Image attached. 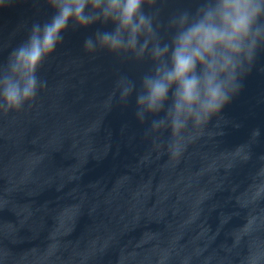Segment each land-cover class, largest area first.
I'll list each match as a JSON object with an SVG mask.
<instances>
[{"label":"water","instance_id":"95a60500","mask_svg":"<svg viewBox=\"0 0 264 264\" xmlns=\"http://www.w3.org/2000/svg\"><path fill=\"white\" fill-rule=\"evenodd\" d=\"M200 2L155 0L162 42ZM51 15L47 0L0 7V63ZM98 28L70 26L39 70L47 86L0 112V264H242L256 240L264 257V45L239 93L173 156L116 89L122 76L139 89L150 61L86 51Z\"/></svg>","mask_w":264,"mask_h":264},{"label":"clouds","instance_id":"9594fccd","mask_svg":"<svg viewBox=\"0 0 264 264\" xmlns=\"http://www.w3.org/2000/svg\"><path fill=\"white\" fill-rule=\"evenodd\" d=\"M7 2L0 0V7ZM154 3L47 0L52 15L33 23L27 38L0 63V112L20 110L47 86L39 70L63 44L70 26L102 25L86 37L84 49L150 61L139 89L126 76L116 81V89L122 102L135 96L138 121L144 124L152 117L147 135L158 139L167 133L168 150L178 156L195 138L191 129L202 128L239 93L245 62L251 66L264 45V0H201L195 12H182L170 21L171 36L164 42L150 11ZM256 193V200L264 198V186L257 185ZM258 218L250 217L241 230L248 233ZM258 242L253 241L242 264L264 260L252 250Z\"/></svg>","mask_w":264,"mask_h":264}]
</instances>
